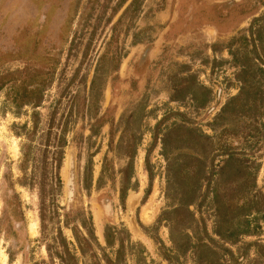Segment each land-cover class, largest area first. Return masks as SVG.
<instances>
[{
	"label": "rangeland",
	"instance_id": "1",
	"mask_svg": "<svg viewBox=\"0 0 264 264\" xmlns=\"http://www.w3.org/2000/svg\"><path fill=\"white\" fill-rule=\"evenodd\" d=\"M243 64L264 67V0H0V264H264ZM245 169L261 209L223 223Z\"/></svg>",
	"mask_w": 264,
	"mask_h": 264
},
{
	"label": "trees",
	"instance_id": "2",
	"mask_svg": "<svg viewBox=\"0 0 264 264\" xmlns=\"http://www.w3.org/2000/svg\"><path fill=\"white\" fill-rule=\"evenodd\" d=\"M239 75H240V80L243 84V94H245L246 96V100H244L243 102H241L239 104V107L241 108V110L243 109H249V108H252L254 105H258L261 103L264 102V97L262 96H254V98L249 101L248 100V97L250 96V90H249V77H251L252 75H260V76H264V67H256L255 70H253V68H251L250 66L248 65H241L240 67V72H239ZM27 93H30L29 91L26 90V87H23L21 89V98L20 99H24L27 95ZM261 93V92H260ZM254 95H257V94H254ZM263 95V94H261ZM240 100H243L241 99L240 97H236V98H233L232 99V102H236V101H240ZM260 106L257 107V109L259 108ZM225 154L228 155V157L226 158L225 160V163L224 165L225 166H232V164L234 165L235 163V160H237V158L235 157V153L233 152H225ZM237 162H240L241 164L245 165L244 163V160H240L239 159L237 160ZM244 168H246V166H244ZM245 171V179L243 180V182L240 184L239 188H240V192L241 194H239L238 196V202L237 201H234V202H225V201H221V199H218L216 195V202L218 203V206H217V211H218V214L221 218V220L224 222H227L225 221L226 219L228 221H231L232 217L234 215H236L237 213H242V215H245L247 214V212L251 211L252 208H254V210L258 211L259 209H261V205L260 206H257V195H253L251 198H247V196L242 193L244 189L247 188V185L249 183V177L248 175L250 174L249 172H246V169L244 170ZM244 174V175H245ZM234 214V215H233ZM248 227H249V223L246 219H243L239 226H231V225H228V226H224L222 225L221 222H219L216 226H215V233L218 235V236H221L222 239H228L229 241L231 242H234V240H230L232 236H235V235H238L240 233H246L248 231ZM224 231V232H223ZM228 231V232H227ZM226 232L228 234H226ZM82 243V242H81ZM199 258L201 257H206V251L204 249H200L198 251V254ZM60 259H61V263L62 264H76L75 262V258H73V256H71L70 254L66 253L65 255H61L59 256ZM211 259V257H207V260Z\"/></svg>",
	"mask_w": 264,
	"mask_h": 264
},
{
	"label": "water",
	"instance_id": "3",
	"mask_svg": "<svg viewBox=\"0 0 264 264\" xmlns=\"http://www.w3.org/2000/svg\"><path fill=\"white\" fill-rule=\"evenodd\" d=\"M72 166V156L70 155L69 158H68V169H69V172H68V176H67V187L68 186H72V182H71V175H70V168ZM68 194L71 196L72 195V189H69L68 190Z\"/></svg>",
	"mask_w": 264,
	"mask_h": 264
}]
</instances>
